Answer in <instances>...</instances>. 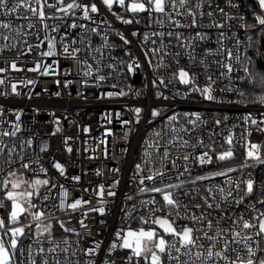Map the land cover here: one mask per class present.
<instances>
[{
    "label": "built area",
    "instance_id": "2783aa9c",
    "mask_svg": "<svg viewBox=\"0 0 264 264\" xmlns=\"http://www.w3.org/2000/svg\"><path fill=\"white\" fill-rule=\"evenodd\" d=\"M93 2L99 13L91 14L92 21L83 19L82 13L77 10L74 16L48 19L49 29H43L34 17L31 22L36 27H26L30 21L20 17L31 14L25 9L11 16L0 15V21L12 24L13 28L25 26L20 28V35L12 29H0V33L9 36L8 40L0 39V68L5 69L0 73V79L4 80V85L0 86V181L12 171L32 180L48 179L49 185L41 186L38 194L33 196L36 208L32 211H44L52 225L51 237H40V243L34 235L21 238L14 264H31L32 260L42 264L44 259L48 260V264H56L57 260L59 264H109L110 261L115 264H145L143 259L138 262L130 250L118 246L110 252L109 248L113 242L120 243L117 232L123 236L129 229H147L149 225L143 224L141 218L152 216L150 209L163 205L159 194L141 191L145 185L151 187L152 182L145 181V185L139 183L142 176L157 168L168 172L164 183L183 182V187L174 191L181 203L188 206L189 212L208 211L212 217L231 218L243 213L247 218L252 205L256 209H264V204L256 203L264 199V164L246 157L250 142L261 146L264 158V131L260 130L264 128V123H260L264 121V104L246 103L239 94L243 87L249 37L254 30L261 28L256 20L255 26L249 24L248 6H253L255 10L253 17L264 15L258 2L211 0L213 8L219 5L226 16L215 11L211 18L205 16L202 20L198 19V23L202 24L198 28L175 27L167 20L161 24L154 18L156 14L152 17L147 13L133 16L116 5L109 11L102 0H81V3ZM202 10L209 11L208 5L205 4ZM45 11L56 16L63 15L54 9L46 8ZM122 19H132L133 23L124 24ZM174 19L186 23V19L190 18L176 16ZM212 19L225 27H211ZM72 23L86 27L73 29L69 27ZM54 26H58L56 31L51 30ZM198 31L208 35L200 40L194 35ZM169 32L173 34L167 35ZM221 32L225 33L222 42ZM159 33L165 35L160 36ZM177 33H182L183 38L178 39ZM53 38L58 54L43 56L48 41ZM182 40L190 41L191 47H181ZM62 45L67 46L69 52L79 49L75 58L65 53ZM154 49L157 50L155 55ZM228 51L234 53L231 61L227 60ZM145 53H148L147 57ZM235 54L241 56L243 63L235 59ZM12 63H16L22 71L12 70ZM225 63L232 64L231 73L222 66ZM37 64L41 66L40 72L28 71ZM129 64H133L132 72L128 70ZM136 64L139 67H135ZM45 65L48 66L47 75L42 74L46 70ZM181 67L194 74L195 87L206 85L207 77L211 75L215 81L213 95L217 99L206 100L193 90L192 85H184L174 79L173 74ZM100 76L105 79L101 81ZM160 79L165 81L166 87L154 86L153 81L158 85ZM13 83L17 85L18 95L11 91ZM121 91L126 94L117 95ZM109 93L113 95L109 96ZM137 108L141 109L139 116L134 111ZM153 110L161 115L154 117ZM194 114H199L201 121L192 128L187 120L192 119ZM174 115L177 121L169 124ZM249 116L258 124L253 125L251 120L246 122ZM216 121L221 123L217 125ZM170 128L177 131L171 132ZM183 128H189L190 133L182 132ZM109 131L111 135L107 134ZM5 132L15 135H3ZM156 132H163V136H155ZM177 134L181 138L179 141L165 144ZM229 135L233 138L231 146L225 143ZM183 140L189 141L188 146H183ZM200 140L216 150L210 153L211 164L201 166L191 158L183 160L184 154L195 157L209 151L208 147L198 143ZM149 144H157V148H150ZM45 147L47 150L42 151ZM229 147L234 158L218 161L216 154ZM68 148L72 151L69 152ZM165 150L169 156L161 163L159 153ZM146 152L150 155L146 156ZM172 161H175V167ZM245 163L250 166L243 167ZM23 164L30 167L23 168ZM56 164L64 168L63 174L55 167ZM137 165L143 172L138 171ZM185 166L189 171H185ZM228 168L238 169L230 173L234 181L254 180L256 190L253 195L245 196L239 205L231 199L225 204L218 198L223 211L206 209V206L196 209L194 204H202L201 197L207 195V187H225L227 191L229 177H216L196 184L191 181L197 176H210L217 170ZM100 185L105 189L102 201L97 194ZM156 186H161L159 181ZM65 191L68 193L66 198L63 195ZM109 191L115 195H108ZM153 199L157 201L156 205L150 203ZM76 200L90 203H84L76 210L70 209L68 205ZM0 201H3L0 219L7 222L1 192ZM146 201L149 202L147 205ZM62 202L63 208L60 207ZM100 207L105 210L103 215L89 211ZM180 212L184 215L183 208ZM84 213H87L86 217ZM81 219L86 228L81 226ZM230 222L220 220L218 226L228 227ZM61 223L75 231L65 232L60 227ZM177 223L193 226L183 219H178ZM213 224L217 226L215 220ZM195 226L205 227L201 224ZM57 232L64 236L54 237ZM166 239L172 241L173 237L166 236ZM65 240L68 245L64 244ZM97 243L99 249L96 254L85 255V250L95 248ZM201 243L207 247L209 242L202 240ZM56 245L60 247L55 253L47 252ZM29 247L32 249L31 256ZM41 247L46 250L44 256L38 254ZM64 247H68L67 252L62 251ZM164 264H175V261L165 257Z\"/></svg>",
    "mask_w": 264,
    "mask_h": 264
},
{
    "label": "snow or ice",
    "instance_id": "6c2138e0",
    "mask_svg": "<svg viewBox=\"0 0 264 264\" xmlns=\"http://www.w3.org/2000/svg\"><path fill=\"white\" fill-rule=\"evenodd\" d=\"M103 5L111 11L113 6L116 5L119 8L123 9L126 12L131 13L133 16L147 13L150 17L153 14H156L154 17L158 23L163 24L164 20H167L169 23L175 27H189V28H198L202 24L198 23V19L202 20L203 17L207 16L211 18L215 11H219L221 15H225L224 9L220 8L219 5H216L213 8L211 0H196L193 3V0H102ZM207 4L209 11H203L204 5ZM259 7L264 9V0H258ZM54 9L56 13H62V16H56L54 14H49L45 9ZM20 9H25L30 16L20 17L22 19L29 20V24L26 26L28 28L36 27L35 23L31 22V18H35L36 21L42 26L43 29H49V25L46 23L48 19H64L68 16H74L75 12L79 10L83 19L92 21V15L99 13V8L96 3H81V0H55V2L50 3L49 0H0V15L11 16L14 13H18ZM185 17L190 18L186 19V23H181L179 20L174 19V17ZM118 18H121L118 16ZM227 18V17H226ZM122 23L131 24L133 23L132 19H122ZM256 23L261 26V31H264V15L256 16ZM211 27H217L223 29L225 25L223 23H218L216 20L212 19L210 23ZM25 27L21 25L20 28ZM69 27L75 29L77 27L85 28V25H77L72 23ZM20 28H13V25L7 22L0 21V29H12L16 32L17 35L21 34ZM58 26L52 27V31H56ZM93 32L96 31L95 28L92 29ZM173 33L169 32L167 35L171 36ZM135 35V33L133 34ZM157 35V33H153ZM160 36H164V33H159ZM196 38L203 40L208 34L202 32H196ZM221 42L225 33L221 32L220 34ZM178 39L183 38L182 33L176 34ZM9 36L0 33V39L8 40ZM121 39H124L121 36ZM148 39V37H145ZM75 43V41H72ZM125 43H128L125 40ZM14 46V45H13ZM181 47H191V43L188 40H182L180 45ZM63 51L68 55L75 58V54L79 49H73L69 52L67 46H63ZM55 39L48 41L47 51L43 52V56L52 57L57 55ZM157 54V50H153V55ZM146 57L148 53H145ZM178 56L179 53H176ZM234 57V53L231 51L227 52V60L231 61ZM235 59L243 63L241 56L235 54ZM152 61L149 60V64ZM178 63V61H177ZM203 63V62H201ZM163 66V65H162ZM226 68L228 73L233 71V66L231 63H225L222 65ZM135 67H139L138 64ZM48 66L45 65V71L42 72L43 75H47ZM11 69L14 71H22V69L17 68L16 63L11 64ZM129 72L134 70L133 64L128 65ZM5 69L0 68V73H3ZM28 71L40 72L41 66L37 64L34 68L28 69ZM243 71L247 74V78L250 83H253L254 86L264 88V75H257L253 73L250 68L244 67ZM87 74V73H86ZM173 78L177 79L179 83L184 85H192L194 91H198L204 96L206 100L215 101L217 97L213 95V86L215 81L213 77L209 75L207 77L208 83L204 86L195 87L196 80L193 73H190L187 69L181 67L174 74ZM99 79L103 81L104 76H100ZM28 83H34L29 81ZM154 86H167L163 79H160L157 85L156 81H153ZM4 85V80L0 79V86ZM17 85L13 83L11 85V91L14 94H19L16 92ZM123 91L117 93V95H125ZM241 96L244 93H239ZM109 96L113 95L112 93L108 94ZM167 99V97H164ZM258 101L261 104H264V92L258 94ZM136 115L139 116L141 109L137 108L134 110ZM152 115L159 116L161 113L157 110H153ZM251 120L253 125H257L258 121L252 119L251 116L246 118ZM177 121V117L174 115L169 119V124ZM201 121V116L199 114H194L192 119L187 120V123L195 128L197 122ZM124 123H130L125 121ZM217 125L221 121H216ZM264 123V121L260 122ZM264 131V128L260 129ZM171 132H176L175 128H170ZM184 133H190L189 128L181 129ZM111 135L109 131L107 133ZM3 135H15V133H3ZM250 135V133H249ZM155 136L162 137L163 132H156ZM181 138L177 134L172 138L171 141H166L165 144L172 143L173 141H179ZM202 147H208L209 151L203 152L202 154L190 157L188 154L183 155V160L188 161L190 158L195 162L199 163L201 166L205 164L212 163V155L210 153L215 152L214 148H211L209 145H205L203 140L198 141ZM225 143L229 146L233 143V138L229 135ZM158 144V142H157ZM157 144H149L150 148H157ZM183 146H188L189 141L183 140ZM194 147V146H193ZM46 147L42 151H46ZM68 151L71 152L72 149L68 148ZM145 155H150L145 153ZM161 157V163L163 160L167 159L169 153L167 150L159 153ZM246 157L248 160H253L259 164H264V158L261 156V146L258 144L250 143L248 144V150L246 152ZM234 158V153L231 150V147L226 151L216 154V159L218 161H225ZM172 166L175 167V161H172ZM247 163L243 167H249ZM23 168H29V164H23ZM55 167L60 171L61 174L64 173V168L60 164H56ZM138 171L143 172L140 165L136 166ZM43 171V169H41ZM185 171H189L187 166H185ZM238 171V169L228 168L227 170H217L212 175H201L197 176L191 183L196 184L197 182H202L208 179H215L216 177H229L228 185L230 186L228 190H225V187L213 188L207 187V195L201 197V203H195L194 207L200 209L202 206H206V209H220L223 211L222 205L219 202V199H222L225 204L231 199L235 202L236 205H239L243 202L245 196L253 195L256 190L255 182L252 178H249L245 181H234L230 178V173ZM99 174V173H97ZM179 175H183L180 173ZM179 175L177 179H179ZM168 176L167 170L163 168H157L154 171L149 172L147 175L142 176L139 180L141 185H145V181L152 182V186L148 187L145 185L141 191L151 192L159 194L162 197L163 205L156 206L150 209L152 216L148 218H141V221L145 225H149L147 229L140 228L138 230L129 229L126 233L121 235L120 232L116 233L117 240L120 241L113 242L110 245L109 251H115L119 246L122 249L130 250L132 256H134L137 261L143 259L145 264H164V258L167 257L170 261H175V264H264V255H259V253H264V209H256L252 205V211L247 218H245L243 213L237 214L235 218L228 216H219L212 217L211 213L208 211H201L199 213L189 212L188 206L181 203L180 199L177 197V193L174 191L183 187V182L180 184L176 183H164L165 178ZM9 177H16V171L9 173ZM76 180H79V177H75ZM159 181L161 186H156V182ZM28 184L31 191H18L23 184ZM116 183H119L116 181ZM49 185L48 179H35V180H24L23 178L16 179H4L0 181V190H5V198L8 201H11V210L9 212L8 221L0 219V264H14V257L16 255V250L20 244L21 238L26 236H32L31 231L32 224H35V239L38 243L41 242L40 237L47 236L51 237L52 235V225L48 222V217L45 212L42 210L32 211L36 208V205L32 203V197L39 192L41 186ZM243 185V187L241 186ZM10 186V188H9ZM105 189L103 185L99 186L98 196L102 198L104 196ZM190 195V193H185ZM64 197L66 198L68 193L64 192ZM108 195H115L114 192L109 191ZM239 197V199H237ZM219 198V199H218ZM23 201V203H22ZM84 202L81 200H76L75 202L68 205L72 210H76L82 206ZM149 202H145L147 205ZM151 204L156 205L157 201L153 199L150 201ZM256 203L264 204V199L256 201ZM27 204V207L24 205ZM251 204V202H250ZM0 206H3V201H0ZM61 208L64 207L62 202L60 205ZM181 208L184 209V215H181ZM89 211L99 212L101 215L104 214V208H91ZM160 212L162 215L156 216L155 213ZM174 214V215H173ZM85 217L87 213L83 214ZM25 216L31 217L32 223L22 224L20 217ZM183 219L190 221L193 226H189L188 223L178 224L177 220ZM213 220L216 221L217 226L214 227ZM220 220H230V225L228 227H220ZM82 227H87L84 224L83 219L80 220ZM201 224L204 225V228H198L195 225ZM19 225V226H17ZM154 225L155 227H152ZM29 229V232H25V228ZM60 227L64 229L65 232L75 231L74 229L65 228L63 223L60 224ZM158 229L160 231H158ZM79 235V233H77ZM166 236L173 237L172 241L166 239ZM202 240H207L209 243L207 247L201 243ZM65 245H68V241H64ZM59 245L47 249L48 253H55ZM97 249H99V243L96 244L95 248H89L85 250V255L93 256L96 254ZM44 248H39L38 254L44 256ZM62 251L67 252L68 247H64ZM29 256L32 255V249H28ZM175 253V255L173 254ZM23 255V252H21ZM184 257L185 259H182ZM131 257H129V260ZM31 264H36L35 260L31 261ZM42 264H48V260L44 259ZM56 264H59V261H56ZM109 264H115L114 261H110Z\"/></svg>",
    "mask_w": 264,
    "mask_h": 264
},
{
    "label": "trees",
    "instance_id": "16d2710c",
    "mask_svg": "<svg viewBox=\"0 0 264 264\" xmlns=\"http://www.w3.org/2000/svg\"><path fill=\"white\" fill-rule=\"evenodd\" d=\"M258 2V0H256ZM250 21L249 24L251 26H255L256 18L253 17L255 14V10L253 6H248ZM245 67L250 68L253 73L257 75H264V36H262L261 28L254 30L249 37L248 45H247V54L245 58ZM264 92V88L254 86L253 83H250L247 74L244 72L243 76V87L242 99L246 103H260L257 99L258 94ZM5 213L6 216L9 214V204L8 200H5ZM54 236L61 237L63 233H56Z\"/></svg>",
    "mask_w": 264,
    "mask_h": 264
},
{
    "label": "rangeland",
    "instance_id": "374dc122",
    "mask_svg": "<svg viewBox=\"0 0 264 264\" xmlns=\"http://www.w3.org/2000/svg\"><path fill=\"white\" fill-rule=\"evenodd\" d=\"M9 178V175L7 176V179ZM12 179H16V178H23L24 180H32V179H29V178H25V177H23V176H18V175H16V177H11ZM9 188H10V186H9ZM25 190H28V191H31L32 189H30L29 188V186H28V184H23L22 186H21V188L20 189H18V191H25ZM5 191V190H4ZM5 195H6V192H5ZM33 198V197H32ZM22 203H23V201H22ZM32 203H33V200H32ZM8 204H9V212H10V210H11V201H8ZM25 207H27V204H25L24 205ZM8 216H9V214H8ZM7 217V216H6ZM20 220H21V223L22 224H27V223H29L30 221H31V217H25V216H21L20 217ZM17 226H19V225H17ZM34 227L31 229V231H32V233H33V235L35 236V231H36V229H35V225H33ZM25 232L26 233H28L29 232V229L26 227L25 228Z\"/></svg>",
    "mask_w": 264,
    "mask_h": 264
},
{
    "label": "bare ground",
    "instance_id": "6f19581e",
    "mask_svg": "<svg viewBox=\"0 0 264 264\" xmlns=\"http://www.w3.org/2000/svg\"><path fill=\"white\" fill-rule=\"evenodd\" d=\"M247 54V53H246ZM245 58H246V56H245ZM245 67V66H244ZM243 76H244V73H243ZM6 177V176H5ZM5 177H4V179H5ZM6 179H7V177H6ZM0 192H1V197H2V199L4 200V205H5V200H7L6 198H5V191L4 190H0ZM28 224V223H27ZM57 233H59V232H57ZM56 234V233H55ZM55 234H53V236L55 235ZM63 236H64V234H63ZM63 236H61V237H63ZM54 237H58V236H54Z\"/></svg>",
    "mask_w": 264,
    "mask_h": 264
},
{
    "label": "water",
    "instance_id": "95a60500",
    "mask_svg": "<svg viewBox=\"0 0 264 264\" xmlns=\"http://www.w3.org/2000/svg\"><path fill=\"white\" fill-rule=\"evenodd\" d=\"M264 12V9H261ZM135 80H137V76H135Z\"/></svg>",
    "mask_w": 264,
    "mask_h": 264
},
{
    "label": "crops",
    "instance_id": "0c3cea01",
    "mask_svg": "<svg viewBox=\"0 0 264 264\" xmlns=\"http://www.w3.org/2000/svg\"><path fill=\"white\" fill-rule=\"evenodd\" d=\"M9 178H11V177H9ZM9 178H8V179H9ZM11 179H12V178H11Z\"/></svg>",
    "mask_w": 264,
    "mask_h": 264
}]
</instances>
